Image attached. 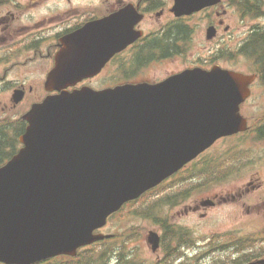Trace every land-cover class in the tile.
Returning a JSON list of instances; mask_svg holds the SVG:
<instances>
[{
	"label": "water",
	"instance_id": "95a60500",
	"mask_svg": "<svg viewBox=\"0 0 264 264\" xmlns=\"http://www.w3.org/2000/svg\"><path fill=\"white\" fill-rule=\"evenodd\" d=\"M176 1L178 15L216 2ZM93 28L92 24L63 39L53 87L74 84L59 77L77 56L82 61L93 55L91 45L85 48L86 33ZM122 41L116 38L112 44ZM251 79L215 69L209 74L190 72L167 90L141 85L100 92L84 88L47 99L28 117L29 126L21 136L27 147L0 169V261L32 264L60 253L75 254L80 245L101 238L93 236L92 230L113 210L111 199L118 195L117 187L127 181L137 184V191L155 180L151 152L159 132L178 117L188 119L204 99L228 102L232 95L235 105L245 97ZM180 98L178 107L173 106ZM193 100V107L181 109ZM235 119L237 123L227 131L243 126L238 114ZM201 135L204 141L206 136ZM163 155L167 160L175 158L172 152Z\"/></svg>",
	"mask_w": 264,
	"mask_h": 264
},
{
	"label": "flooded vegetation",
	"instance_id": "af4514ba",
	"mask_svg": "<svg viewBox=\"0 0 264 264\" xmlns=\"http://www.w3.org/2000/svg\"><path fill=\"white\" fill-rule=\"evenodd\" d=\"M89 1L91 0H85L84 4ZM115 1L98 0L99 5L95 9L78 10L77 13L66 18L60 16L54 19L53 17L50 19L53 26L39 28L42 23L38 22L36 24L38 28L33 33L30 25L34 19L48 22L49 17L45 14H32V1L26 4L29 10L19 14L11 11L8 6L0 7V43L2 41L3 43L14 44L15 48L13 53L11 52L12 57L16 60L13 65L14 71L19 75L34 72L35 77H38L35 83L30 86L31 90H29V87H25L26 95L38 96L44 92L41 82L46 80L47 73L53 66L54 55L58 50V44L62 37L60 35L61 28L66 24H72L68 28L76 27L80 24L83 25L91 18L95 19L110 15L116 8L115 5L117 6ZM124 1L140 4L143 18L136 29L142 30L144 35L113 57L105 70L112 63H115L121 68L124 77L115 76L110 79L157 82L178 72L181 66L186 63L188 55H193L189 49L192 33L191 17L178 19L172 11L173 0ZM34 5L36 9L40 7L36 3ZM80 5L79 3L77 6ZM166 12L167 18L161 21L160 16ZM218 13L219 11L213 13V18H215L213 24L216 27L217 34L210 41L224 37V17L218 15ZM7 20L9 23H7ZM176 20L180 22L179 25L177 24L178 26ZM2 61L3 59H0V63ZM36 71H39V73H36ZM106 77H108V71ZM198 207L200 206L198 205Z\"/></svg>",
	"mask_w": 264,
	"mask_h": 264
},
{
	"label": "rangeland",
	"instance_id": "374dc122",
	"mask_svg": "<svg viewBox=\"0 0 264 264\" xmlns=\"http://www.w3.org/2000/svg\"><path fill=\"white\" fill-rule=\"evenodd\" d=\"M241 13L240 10L232 9L229 13V17L227 22L231 24V27L233 29V34H238L240 31H247L248 28H253L255 26H264V16L261 17H245V20L239 16ZM1 15V14H0ZM3 15V13H2ZM200 24H204L197 21ZM7 23L9 21L7 20ZM238 28H240L238 30ZM232 34V35H233ZM203 32L199 34H194V39H203ZM230 42L231 41L230 39ZM245 65V61H243V67ZM257 104L259 106L258 110L256 111H247V109L244 110V113L246 115L254 116L259 113H264V87L260 86L259 88L254 90L253 97L249 101V105ZM254 119V118H252ZM235 138V137H234ZM256 144L258 145L257 154L256 157H264V141H257ZM246 147H250L247 146ZM227 146H223L220 150H213L212 155H218L220 152H222ZM252 148V147H251ZM252 171L250 168H245L242 172L238 171L235 172V174H232L231 176H228L224 180L214 182L213 184L207 185V186H199L197 188H194L195 190H192L191 197V203H195V201H198L202 199V197L213 195L214 193L218 192H226L227 191H234L238 187H240L243 183V180H246L251 175ZM262 173L264 174V168L262 169ZM258 185L260 187L257 190H252L246 193V200L248 201V204H244L243 201L239 203H232V202H224V204L218 205L217 207L211 206L208 209L209 212L205 215L206 209H202L198 214H189L185 215L183 218L179 217V212H175V209L173 207H164L161 214L166 215L170 219L172 217H177L178 222L180 225H182L185 228H189L190 230L195 232L196 239L200 240V245L204 243V237L207 234H210L212 232H221L226 230H235L239 229L242 232H249L254 230H260L263 225V221L261 219V216H263L264 213V176L262 178H257ZM259 197V200H258ZM255 204V205H254ZM247 209L250 210L249 214L247 213ZM184 212V209L181 210ZM202 214V215H201ZM202 217H201V216ZM261 215V216H259ZM132 225H136L138 227H141L140 229V236L136 241L130 244V246H138V256L139 257H145L149 259H155L154 253H152L151 248L148 246L146 240H145V229H158V226L155 225L151 220L147 219H141V218H129L126 220L125 224L122 225L121 229L125 230L129 227H132ZM187 250V248H186ZM201 254H199V257H185L184 262L185 264L191 263V264H198L200 262H204L205 260H208L210 258L209 253L206 252L204 248H200ZM215 256V255H213ZM148 260V259H146ZM114 264H119L117 260H115Z\"/></svg>",
	"mask_w": 264,
	"mask_h": 264
},
{
	"label": "trees",
	"instance_id": "16d2710c",
	"mask_svg": "<svg viewBox=\"0 0 264 264\" xmlns=\"http://www.w3.org/2000/svg\"><path fill=\"white\" fill-rule=\"evenodd\" d=\"M261 2L262 0H243L241 3L245 12H249L253 16L254 15L258 16L260 15V13H263L262 9L259 8ZM251 42L255 43L256 46L255 52L257 55V60L258 63L260 64L261 72L263 73V78H264V30L258 33L256 32L254 35H251L249 43ZM248 53H249V48H248ZM18 125L19 124L14 125L15 127H19V128H15V131H19L20 129L22 131L24 129V125L21 126ZM6 142L10 144V147L12 149L17 148V145H19L18 135L12 131L7 132L6 126L0 124V164H2L3 160L10 155L9 151H7L6 149L7 146ZM114 250L115 249L113 246L108 245V247L104 248V250L101 252H97L96 250L93 249V250H88L85 253L82 252L76 258L60 256L38 264H109L108 258L110 257V255L108 256V254H112ZM88 254L90 256H88ZM136 258H132V259H136ZM127 260L128 261L131 260V257H129ZM128 264L130 263L128 262Z\"/></svg>",
	"mask_w": 264,
	"mask_h": 264
}]
</instances>
